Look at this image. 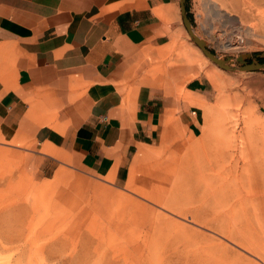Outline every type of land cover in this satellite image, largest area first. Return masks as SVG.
<instances>
[{
	"label": "rangeland",
	"instance_id": "1",
	"mask_svg": "<svg viewBox=\"0 0 264 264\" xmlns=\"http://www.w3.org/2000/svg\"><path fill=\"white\" fill-rule=\"evenodd\" d=\"M186 10L215 55L233 66L240 54L264 62L257 56L264 53V0H186ZM182 26L167 46L135 58L138 82L162 89L175 107L157 143L136 154L127 181L0 142V264H264V201L247 200L243 167L246 161L259 175L251 189H264V69L217 66ZM195 48L205 65L186 62ZM190 76L210 90L195 135L178 105ZM188 106V114L196 108Z\"/></svg>",
	"mask_w": 264,
	"mask_h": 264
},
{
	"label": "crops",
	"instance_id": "2",
	"mask_svg": "<svg viewBox=\"0 0 264 264\" xmlns=\"http://www.w3.org/2000/svg\"><path fill=\"white\" fill-rule=\"evenodd\" d=\"M182 29L180 0H0V142L127 181L175 107L162 89L138 82L135 58ZM186 62L205 65L197 48ZM189 79L178 105L195 135L210 90L200 76ZM259 100L264 108V87Z\"/></svg>",
	"mask_w": 264,
	"mask_h": 264
},
{
	"label": "water",
	"instance_id": "3",
	"mask_svg": "<svg viewBox=\"0 0 264 264\" xmlns=\"http://www.w3.org/2000/svg\"><path fill=\"white\" fill-rule=\"evenodd\" d=\"M180 10H181V18L183 25L185 29L187 30L190 38L195 42V44L201 49L204 55H206L213 63H215L217 66L225 69V70H259L264 69V62H259L257 60H252L250 62L246 61V56L243 54H240L236 57V60L238 63H240L239 66H233L231 65L232 58L226 57L222 58L217 55H215L213 52L208 50L207 44L205 43V40L200 38L198 35L195 34L193 30L192 23L188 17L187 10H186V0H180ZM259 57H264V53L258 54Z\"/></svg>",
	"mask_w": 264,
	"mask_h": 264
},
{
	"label": "bare ground",
	"instance_id": "4",
	"mask_svg": "<svg viewBox=\"0 0 264 264\" xmlns=\"http://www.w3.org/2000/svg\"><path fill=\"white\" fill-rule=\"evenodd\" d=\"M206 56V55H205ZM207 57V56H206ZM207 60L209 59L208 57L206 58ZM233 65V64H232ZM263 142V145H264V139L262 140ZM227 145H228V148H227V150L229 149V151H227L228 153V157H231L232 159H231V161L232 160H234V166L236 167V168H238V170H236V172H235V174H234V179L236 180V182L238 181V183H241L242 182V177H243V174L240 172H238V171H240V167H238V162H237V160L234 158V156H235V149H234V147H233V144L231 143V139L228 137V139H227ZM262 145V146H263ZM247 146H248V144H247V142H245V144H244V146H243V148L242 149H244V151L245 152H247V150H246V148H247ZM237 152H238V150H237ZM224 154H226V152H224ZM243 167H244V170H245V173H244V175L246 176V178H247V182H248V185H249V187H248V190H247V195H245L246 196V198H247V196H248V198H247V200L249 201V203H253V201H254V199H253V196L254 195H257V202H258V204L259 203H262L263 201H264V195L262 194V192L264 191V189H261V188H255V189H251V187H250V185H251V181L253 180V182L255 181V177H256V179H258V177H259V175L256 173L255 174V172L253 171V173H250V171L248 170V165H247V162L246 161H244V163H243ZM260 178H263V177H261L260 176ZM250 181V182H249ZM259 193H260V195H259ZM244 198V197H243ZM246 200V199H245ZM243 203V202H242Z\"/></svg>",
	"mask_w": 264,
	"mask_h": 264
},
{
	"label": "built area",
	"instance_id": "5",
	"mask_svg": "<svg viewBox=\"0 0 264 264\" xmlns=\"http://www.w3.org/2000/svg\"><path fill=\"white\" fill-rule=\"evenodd\" d=\"M196 113V109L191 111V114H195Z\"/></svg>",
	"mask_w": 264,
	"mask_h": 264
}]
</instances>
